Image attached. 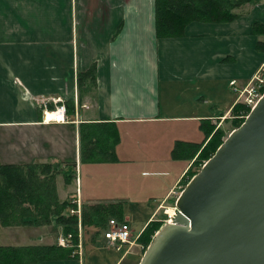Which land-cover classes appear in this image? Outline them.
Wrapping results in <instances>:
<instances>
[{
    "label": "crops",
    "instance_id": "obj_1",
    "mask_svg": "<svg viewBox=\"0 0 264 264\" xmlns=\"http://www.w3.org/2000/svg\"><path fill=\"white\" fill-rule=\"evenodd\" d=\"M256 23L264 25V0L231 24L193 23L184 38L159 39L156 0H0V131L9 134L11 144L0 164H76L77 179L71 185L62 175L56 179L59 199H76L79 190L83 207L89 208L118 200L99 197L88 181L96 178L97 167L124 160L119 151L125 143L124 127L153 126L146 132L148 147L164 142L166 150L159 164L186 166L178 170L179 177L143 232L160 212L172 208L192 165L170 160L182 140L172 125L191 122L192 133L201 138L200 122L216 123L231 113L236 96L227 109L217 99L208 104V96H217L220 87L233 80L244 86L264 61L257 48L264 35L252 34ZM94 64L98 73L92 96L82 91L79 75ZM60 100L73 103L75 113L65 124L49 122V108ZM43 101L49 102L48 110ZM95 123L116 125L118 163L82 162V125ZM198 140L184 141L201 144ZM125 221H130L126 212ZM82 228L85 238L88 227L82 223ZM5 229L13 230L2 229L0 236L15 244L0 241L5 247L54 246L63 233L55 226ZM73 263L78 264H41Z\"/></svg>",
    "mask_w": 264,
    "mask_h": 264
},
{
    "label": "trees",
    "instance_id": "obj_2",
    "mask_svg": "<svg viewBox=\"0 0 264 264\" xmlns=\"http://www.w3.org/2000/svg\"><path fill=\"white\" fill-rule=\"evenodd\" d=\"M254 1L260 2L261 0H253L252 3ZM245 2L247 0H156V35L159 39L184 38L188 27L193 23L227 24L234 22L240 18V15L233 12L234 9ZM262 30L264 31V25L256 23L252 27V34L262 36L264 35ZM257 48L258 51L264 53V43H258ZM97 73L98 67L94 64L79 75L82 91L92 96L97 87ZM65 105L68 116L73 115L75 113L74 104L65 103ZM49 110L54 111L55 109L53 107ZM232 112L237 114L244 112L247 115L250 109L237 105ZM224 116V114L221 115V118ZM202 128L206 138L201 144L177 142L175 145L173 159L192 163L191 168L180 182L182 186L180 193L224 143L219 144L220 141L215 143L222 131L210 120L203 121ZM81 136L83 163L119 162L116 148L120 143V134L115 124H83ZM75 168L76 164L67 166L61 164H0V228L55 226L62 228L64 234L73 233L75 235L74 244L78 245L75 227L78 226L79 220L77 216L71 215V210H75L77 206L71 199L65 202L60 201L56 184L57 177L62 175L65 184L71 185L74 179H77ZM124 205V202H117L97 204L89 208L83 207L82 223L86 227L105 229L111 218L123 223L125 222ZM165 220H167L166 214L164 218L150 222L141 233L137 243L143 247L145 252ZM76 249L77 246L67 249L58 245L32 247L0 245V264H41L78 260V256H73Z\"/></svg>",
    "mask_w": 264,
    "mask_h": 264
},
{
    "label": "water",
    "instance_id": "obj_3",
    "mask_svg": "<svg viewBox=\"0 0 264 264\" xmlns=\"http://www.w3.org/2000/svg\"><path fill=\"white\" fill-rule=\"evenodd\" d=\"M176 208L140 264H264V96Z\"/></svg>",
    "mask_w": 264,
    "mask_h": 264
},
{
    "label": "rangeland",
    "instance_id": "obj_4",
    "mask_svg": "<svg viewBox=\"0 0 264 264\" xmlns=\"http://www.w3.org/2000/svg\"><path fill=\"white\" fill-rule=\"evenodd\" d=\"M252 2L253 0H247V2L236 7L233 12L240 15L239 19H242L248 15V12H250V10L255 7V5L259 3L258 1H254V3ZM261 32L262 34L264 33L263 30ZM263 65L264 61L260 66ZM249 82L250 80L247 81L244 86L239 87V89L242 90V93L240 94L241 97L240 95L236 94V92L233 90V86H230L229 83L221 86V91L219 90L220 92L217 96H213L211 94L208 96V104L212 103L213 99H217L219 103L218 105L225 106L224 109H227L236 96L234 105H243L247 108L245 101L248 100V96L250 94L249 91L251 86L248 87ZM224 97H228V102L227 98ZM210 110L212 111L211 106ZM232 111L229 115L220 118L221 121H215L216 123H213L210 120L222 131L215 143L218 141H220L219 144L221 142H225L229 135L234 130L238 129L239 127L237 128V126L242 125V123H244L243 121H245L244 119H246L248 116V114L246 115L244 112H239L237 114L233 113ZM200 125L202 126V122H200ZM153 129V126L146 125L145 123L128 125L124 127L125 143L119 150L124 160L118 164L105 165L101 168L97 167L95 172L97 175L96 178L88 181V183L94 187V190L99 195V197L106 199H118L106 200L104 203H117L116 201L127 202V204L124 202V211L127 213V215H129L130 221L128 223L130 224L133 231V240H136L135 245L132 248L124 246L122 250L118 251L116 248L109 247L105 239H103L105 242L102 240L101 231H104L105 228L88 227L86 228L83 242V263L79 262V260H76L78 264H116L123 256L124 258L121 260L120 264L141 263L145 254L143 247L137 243V240L142 233L141 231L147 223L152 211L156 209L158 205L165 199L168 191L179 177L180 172H178V170L182 168L184 169L186 166L183 162L175 166L171 165V163L159 164L160 161L164 160L166 157V150H164V142L159 143L155 149L148 147V136L146 132H149ZM172 129L177 132L178 139H182L177 142H187L184 140L200 139L198 141H201L199 143H202V141H204L206 138V134L204 131H201V127V138L194 136L192 133L194 127L191 125V122H185V120L174 123L172 125ZM8 135V133L0 131V142L2 141V144L0 145V157L2 156L3 159L8 157V152L11 150V144L9 143L10 140ZM170 160L173 161L172 156ZM204 161L206 162V160ZM59 179L62 181L61 178ZM180 191L181 189H178L177 194H175V199L179 197ZM167 199L165 201H167ZM168 205H171V203L169 202ZM172 207H175V202H173ZM169 213H174V209H169ZM164 214H166L165 209L158 214V217L164 218ZM0 230L3 232L13 229L1 228ZM0 241L3 244L15 245L14 242L5 241L1 236ZM73 256L75 255L73 254Z\"/></svg>",
    "mask_w": 264,
    "mask_h": 264
},
{
    "label": "built area",
    "instance_id": "obj_5",
    "mask_svg": "<svg viewBox=\"0 0 264 264\" xmlns=\"http://www.w3.org/2000/svg\"><path fill=\"white\" fill-rule=\"evenodd\" d=\"M248 87H250L248 100L245 101L247 104V108L250 110L254 109L259 101L262 99L264 95V65L260 66L257 72L252 76V79H250V82L248 83ZM231 86H233V90L236 92V94L240 95L242 93V90L239 89L241 87L237 81L233 80L230 83ZM241 97V95H240ZM54 105V111H49L50 113H47L46 116L51 115V118L49 119V122L54 123H67L68 120V114H67V107L63 101H53ZM42 104L46 107V110H48V101H43ZM73 204L77 206V208L74 210H71L72 216L78 217V245L74 244V237L75 235L73 233L64 234L61 233L57 238V245L63 248H73L77 246L76 251L74 252L75 256H78L79 262L83 263L84 254H83V242H84V234H83V228H82V203L80 200L79 190H78V196L76 199L72 200ZM175 214L172 215L168 211L167 213V220H165V223H173L177 208H174ZM103 239L107 241V244L109 247L116 248L118 251L122 250L124 246L133 247L136 243V240H133V231L131 229V226L127 222H119L116 219H110L108 222L107 228L102 233Z\"/></svg>",
    "mask_w": 264,
    "mask_h": 264
},
{
    "label": "bare ground",
    "instance_id": "obj_6",
    "mask_svg": "<svg viewBox=\"0 0 264 264\" xmlns=\"http://www.w3.org/2000/svg\"><path fill=\"white\" fill-rule=\"evenodd\" d=\"M49 115V119L51 118V115L50 114H48ZM170 214H172V215H174L175 214V210H174V213H170Z\"/></svg>",
    "mask_w": 264,
    "mask_h": 264
}]
</instances>
